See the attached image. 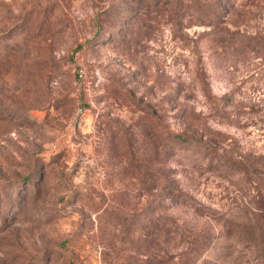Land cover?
I'll return each mask as SVG.
<instances>
[{
    "label": "rangeland",
    "instance_id": "1",
    "mask_svg": "<svg viewBox=\"0 0 264 264\" xmlns=\"http://www.w3.org/2000/svg\"><path fill=\"white\" fill-rule=\"evenodd\" d=\"M201 1L244 34L220 59L137 0H0V264H264V0Z\"/></svg>",
    "mask_w": 264,
    "mask_h": 264
},
{
    "label": "trees",
    "instance_id": "2",
    "mask_svg": "<svg viewBox=\"0 0 264 264\" xmlns=\"http://www.w3.org/2000/svg\"><path fill=\"white\" fill-rule=\"evenodd\" d=\"M137 4L144 10L142 11L140 8L141 12L136 14L135 19L137 21L143 20V26L149 29L151 25L148 23V21L153 20L156 22L159 21V19L161 20L166 18L167 21L173 26L174 33L177 34L176 38H179V40L183 41L185 43L184 46L190 49L198 59L201 53L200 42L202 40L207 42V46L212 55L216 56V58L218 57L217 59H220V57L222 58V53H225L229 47H233L238 44L242 40L241 37L244 36L241 31L231 30L227 25L224 24L223 18L218 16V13L221 12V10L219 6L213 2L210 3L201 0H191L190 2H186L185 0H137ZM183 18H187V23L189 24L205 25L210 28L206 29L200 36L197 35L191 43L188 37L181 32V27L183 26V23H185ZM257 36L258 35H254L253 38H256ZM233 49L235 48L233 47ZM201 72L203 73V71H200L199 75L203 76L201 75ZM203 84L202 91L206 97L208 96L209 98V91L206 87L205 81H203ZM189 112L190 109L186 106L182 109V115L184 114L186 117L189 116ZM160 133L163 135V137L160 139V145L165 154L167 153V143L169 142V138L171 136L172 138L170 139L178 141L181 144L197 141L193 134H189L187 132L181 131L171 134L166 129H163V131H160ZM201 149L202 150L200 154H202V159L204 160L212 159L210 157L211 150L217 152V148H215V146L207 143H202ZM217 156L220 157L219 152L217 153ZM216 157L214 159H216ZM211 168H218V165ZM171 195L177 201H181L187 196L179 183L175 184L173 190L170 192V196ZM259 203L260 204L255 208V210H258L259 213L257 211L255 212H257L261 218L264 219V203L263 201H259ZM259 227L261 230L260 236L264 240V223H262ZM215 239L220 238L216 237ZM199 243L200 244L197 245L190 244L183 255L186 254L192 258H198L201 256L200 261L205 264H210L211 262L204 257V253L207 252L206 250L215 247V243L212 242V240H209L207 237H204ZM222 249V245L220 244L219 258L223 255Z\"/></svg>",
    "mask_w": 264,
    "mask_h": 264
},
{
    "label": "built area",
    "instance_id": "3",
    "mask_svg": "<svg viewBox=\"0 0 264 264\" xmlns=\"http://www.w3.org/2000/svg\"><path fill=\"white\" fill-rule=\"evenodd\" d=\"M80 76H83L82 70H80Z\"/></svg>",
    "mask_w": 264,
    "mask_h": 264
}]
</instances>
